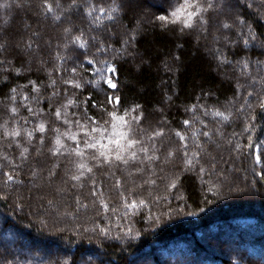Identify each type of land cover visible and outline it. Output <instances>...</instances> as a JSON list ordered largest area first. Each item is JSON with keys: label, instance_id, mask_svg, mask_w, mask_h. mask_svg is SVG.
I'll return each instance as SVG.
<instances>
[{"label": "trees", "instance_id": "16d2710c", "mask_svg": "<svg viewBox=\"0 0 264 264\" xmlns=\"http://www.w3.org/2000/svg\"><path fill=\"white\" fill-rule=\"evenodd\" d=\"M70 2L61 0L64 7ZM96 2L107 5L112 0ZM177 3L161 0V9L154 7L145 13L144 7H150L147 0H122L114 22L105 20L99 29H91L81 16L82 9H72L57 23L44 12L41 0H0V5H9L0 7V61H4L0 65V123L7 119L8 126H13L6 111L11 101L5 98L12 95L10 89L27 85L18 89L15 123L33 129L43 122L46 130L43 134L34 131L30 143L22 139L29 150L26 160L19 158L15 145L7 148L0 142V151H6L17 165L14 181L5 186L3 172L10 167L0 161V264H130L135 257L149 264H264V165L254 163L250 154L254 144L244 147L250 135L264 139V111L258 107L264 98L260 80L264 70L258 72L255 64L264 61V47L259 46L264 41V3L223 0L224 10L210 11L206 25L184 32L179 25L164 28L155 19ZM139 14L143 23L136 20ZM237 14L251 24L258 37L248 47L236 27L229 31L221 26L226 20L234 22ZM68 25L73 35L83 28L89 41L95 36L97 45L101 41L111 45L106 55L95 59L108 61L117 71L105 69L104 79L97 75L102 65L88 64L95 46L88 48V59L77 58L85 49L63 48V28ZM134 32L136 39L125 52L123 41ZM216 49L231 63L219 64ZM241 60L249 63L250 75L242 74ZM73 67L79 75L73 76ZM108 78L116 88L108 87ZM72 79L82 86L64 83ZM29 81L39 92L32 90ZM54 92L60 95L54 96ZM65 94L78 103L64 111L69 119H79L82 124L88 123V117L108 119L105 109L111 111L113 106L106 97H119V114L127 111L129 120L133 115L142 117L133 127L149 148L147 155L155 158L148 160L144 152L137 151L138 158L127 164L102 162L103 158L98 163L90 159L91 150H86L83 159L93 170L72 180L81 171L76 167L81 157L65 151V146L72 148L74 142L61 136L60 153L50 151L57 147L52 129L59 127L63 132L67 128L54 115L67 102ZM33 97H39V104ZM193 105L230 113L226 121L202 117L209 125L204 130L213 131L210 140L203 136L192 139L190 127L182 123L192 118L186 108ZM29 107L39 109V116H31ZM253 116L256 132H246ZM72 131L78 130L73 127ZM177 131L189 137L184 143L191 164L180 149ZM154 132L162 135L149 140ZM79 137L83 138L82 132ZM236 144L242 151L235 149ZM197 151L199 156H195ZM173 180L176 186L170 187ZM243 180L254 185L261 201L251 203L233 195ZM102 228L107 235L100 234ZM51 246H62L64 251L41 253Z\"/></svg>", "mask_w": 264, "mask_h": 264}, {"label": "snow or ice", "instance_id": "6c2138e0", "mask_svg": "<svg viewBox=\"0 0 264 264\" xmlns=\"http://www.w3.org/2000/svg\"><path fill=\"white\" fill-rule=\"evenodd\" d=\"M261 2L264 3V0H261ZM41 3L44 12L50 15L51 19L54 22L62 23L64 20L65 13L71 12L72 9H76L78 11L82 9L81 16L82 18L90 22L91 29H99L103 26V22L105 20L109 22L115 21L116 14L121 11L122 0H112L111 4L107 5L102 2L97 3L96 0H83V2H80V0H71L70 4H68L67 7H64L61 4V0H41ZM224 6L225 5L223 3V0H221V2L219 3L217 2V0H178L177 6L172 7L171 10L168 11L166 14L162 13L158 15L155 19L157 21H160L161 26L164 28H167L169 25H179L181 32H184L185 30L191 31L207 24V14L210 11H223ZM0 7L7 8L9 7V5L4 4L0 5ZM248 7H252V5L249 4ZM221 26L223 29L229 31L233 27H236L238 29L237 35L242 38L243 45L245 47H248L251 42L258 40V37L253 31L251 24H248L247 21L243 19L239 14L236 15L234 22H228L226 20L222 23ZM63 33L65 34L66 40V43L63 45V48L67 49L69 45H72L75 46L76 49H85V52L78 53L77 58H79V56H85V58L88 59V48L90 46L96 47V53L93 54L92 59H88V64L92 65L93 63H99L102 65L101 68L97 69V75H99L101 79H104L103 72L105 69L109 73H114L117 71L115 67L109 65L108 61H98L95 59L96 55H106L111 49V45L107 44L104 41H101L97 45L95 36L91 37L89 41V39L86 37V33L83 28H81L79 32H77L75 35H73V28L71 25H68L63 28ZM33 35L36 34L33 33ZM135 39L136 35L134 32L133 35L129 36L126 40L123 41V45L125 46V52H127V45L134 42ZM227 39L228 38L225 37V40ZM231 43L235 44L236 41H231ZM259 46L264 47V41H261L259 43ZM28 47H31V44H29ZM59 58L62 59V57ZM215 58L221 65L231 63V60L226 55H224V53H222L220 49H216ZM238 63L243 69L242 74L250 75V65L247 60H241ZM3 64L4 61H0V65ZM255 64L257 66L256 70L258 72L264 70V61H256ZM79 68H83L82 62L80 63ZM15 71L19 72L20 69H16ZM71 72L73 76L79 75L77 67H73L71 69ZM253 79L255 78L253 77ZM260 80L261 82H264V76H262ZM54 83L55 81H53V84ZM64 83L71 84L74 88H80L82 86L81 83L75 79L65 80ZM89 83H91V81H89ZM106 83L113 89L117 87V85L113 83L111 78H108L106 80ZM29 84L33 85L32 90L34 92H39V89L35 87V83L33 81H29ZM26 87L27 85H18L17 87L10 89L12 95L10 97L5 98L6 100L11 101L12 106L6 105V111L9 115V118L13 121V126H8L7 119L4 120L3 123H0V142L6 145L7 148H11L13 145H15V147L19 149L18 156L22 160L27 159V155L29 152L28 148L25 147L22 143V139L26 138V142L30 143L33 139L34 131H39L42 134L46 131L45 124L43 122L37 124L36 127L33 129H28L23 127L22 125H16L15 123V117L19 114L18 108L14 106L19 94L18 89L23 90ZM53 95L59 96L60 93L54 92ZM248 95L252 96L253 93L249 92ZM32 99L37 104H39V97H33ZM65 99L67 102L60 104L56 108L54 115L56 117V120H62L63 125L67 126V128L63 132L60 131L59 127L52 129V131L56 133L55 144L57 147L54 150L50 149V151H52L53 155L60 153V148L61 146H63L61 136H63L69 141L74 142L75 146L72 148H68L65 146V151L74 153L76 156L81 157V161L76 164L77 169L81 171H79L78 175L73 174L70 177L72 180H80V178L84 175L85 172L91 173L93 170L92 167H89L87 162L83 159L87 154L86 150H91L90 159L95 160L98 163L101 162V158H103L102 162L111 163L113 160H115L127 164L129 159L138 158L137 151L144 152L145 158L148 160H152L155 158L154 156L147 155V153L149 152V148L144 144L143 140L139 138L137 129L133 127V124L138 123L140 120H142V117H137L133 115L131 120H129L127 111H125L123 115L119 114V97H106V102L108 104H112L113 106L111 111H107V109H105V113L108 119L102 118L101 121H97L95 119H92L91 117H88V123L86 124H82L79 119L71 120L68 118V113L64 110H66L69 106L76 105L78 102L68 97L67 94H65ZM23 100L27 101L28 97H23ZM245 102L247 103V100ZM248 107L252 108V105L248 104ZM258 107L261 111H264V98H261L258 101ZM197 109L200 110L199 113L197 112ZM132 111L134 112L135 109H133ZM186 111L193 113L191 119H185L182 122L184 126L190 127L192 139H198L199 136H203L210 140L213 135L212 130H204L208 129L209 125L205 122L202 117H208L209 115H211L212 117H220L222 120L226 121L229 119L230 115V113L226 115L223 111H220L218 109L213 110L204 105H193L191 108H186ZM28 112L31 116L38 117L40 110L37 109L36 111H34L31 107H29ZM71 115L74 116L75 113H72ZM23 119L26 123H30L27 117ZM254 120L255 116H253L252 119L249 121V126L245 128L246 132H256V126L253 123ZM73 127H75L78 131L73 132ZM198 128L199 131L197 130ZM80 132L83 133L82 139L79 137ZM159 135H162V133L154 132L151 136L148 137V139L154 140V138ZM175 135L182 142L180 144V149L184 151L186 162L188 164H191V161L187 160L188 145L187 143H184L187 139H189L187 133L182 134L181 132L177 131ZM40 142L41 144L44 143L43 135L41 136ZM251 144L255 145V151L253 153H250L254 157V163L258 165H264V139H259L258 137L254 139L253 136L250 135L248 136V144H245L244 147H248V145ZM81 145H83V147H81ZM200 147V144L196 145L197 149H200ZM235 149L237 151H242L240 144H236ZM171 155L172 152L170 151L168 153V156ZM199 155L200 152L197 151L195 153V156ZM0 161L6 162L10 167V171L3 172V175L5 177L4 183L5 186H7V184L14 181V176L12 173L16 170L17 165L15 164L14 158L10 157L6 151H0ZM204 171L205 169L201 167L200 172L203 173ZM261 171H264V168H262ZM176 179H178V177ZM150 182L154 183V181ZM116 183L117 185H119L120 181L117 180ZM169 186L175 187V180L171 181ZM131 193L132 190H129L128 194L131 195ZM93 195H96V193H93ZM121 195L123 196L124 194L121 193ZM100 203L105 209H107L108 205L105 204L102 199ZM140 203H143V201L141 200ZM131 206L134 207L135 202H133ZM85 231H87V229H85ZM99 231L100 234L107 235L106 229L102 228Z\"/></svg>", "mask_w": 264, "mask_h": 264}, {"label": "rangeland", "instance_id": "374dc122", "mask_svg": "<svg viewBox=\"0 0 264 264\" xmlns=\"http://www.w3.org/2000/svg\"><path fill=\"white\" fill-rule=\"evenodd\" d=\"M230 2V1H228ZM147 4L148 6L150 7H144V11L145 13L146 12H149L151 10V8H162V4H161V0H147ZM232 8L235 9V5L231 2L230 3ZM136 20L139 21L140 23H143L144 22V19L141 17V14L137 15L136 16ZM107 84V83H106ZM108 85V84H107ZM109 88H111L109 85H108ZM163 110H165V108H163ZM250 183V182H249ZM254 185L251 184H247L244 180L241 181L239 184H238V188H236V190H233V195L236 197V198H240V199H246L248 200L249 202H255L257 200H260V192L258 190L255 189V187H253ZM261 201V200H260ZM39 250V249H37ZM48 251H53V252H59V251H64V247L62 246H51V247H46L45 250L41 251V253H48ZM37 251H35L34 253H36ZM141 263H147L149 264L150 261H146L144 259H137V257H135L133 259V262L130 263V264H141Z\"/></svg>", "mask_w": 264, "mask_h": 264}]
</instances>
